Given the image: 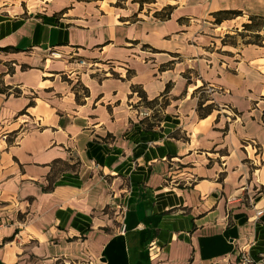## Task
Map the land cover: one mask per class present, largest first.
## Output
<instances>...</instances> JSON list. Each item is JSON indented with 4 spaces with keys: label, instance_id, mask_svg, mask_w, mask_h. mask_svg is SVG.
I'll use <instances>...</instances> for the list:
<instances>
[{
    "label": "crops",
    "instance_id": "obj_1",
    "mask_svg": "<svg viewBox=\"0 0 264 264\" xmlns=\"http://www.w3.org/2000/svg\"><path fill=\"white\" fill-rule=\"evenodd\" d=\"M250 14L0 0V264H264V39L229 42Z\"/></svg>",
    "mask_w": 264,
    "mask_h": 264
},
{
    "label": "trees",
    "instance_id": "obj_2",
    "mask_svg": "<svg viewBox=\"0 0 264 264\" xmlns=\"http://www.w3.org/2000/svg\"><path fill=\"white\" fill-rule=\"evenodd\" d=\"M131 1L132 2H138L140 7H141L143 2H153L154 0H131ZM170 12H171V7L168 6V7L163 8L161 11L155 12L154 16L159 18V19H161V20H163V19L169 18ZM241 14H242V12L239 11V10H220V11H217V12L213 13L214 23H220L223 19L234 17V16L241 15ZM257 21H264V15H257V14L248 15V21L244 22L242 24V30L235 31L234 35L230 36L231 38H230L229 42L233 43L232 38H234V37H242V38H244L245 36H244L243 33L244 32H249V33L254 34L255 40H253V41L247 40V41L244 42V44L252 43V44L260 45L262 40H259V39H261V36L259 34V31H258V27H257L258 22ZM10 48L13 49V50H16L15 48H12V47H4V48H0V50H6L7 51ZM75 84L79 85L78 81ZM204 85L205 84L200 86L197 89V91L200 90V89L202 90V87ZM80 88L83 90V93L85 95H87V93H88L87 88L84 87V86H81ZM166 90H167V88H166ZM5 91H6L5 88H3V89L0 88V92H5ZM132 91L137 92L138 96L140 97V100L145 105H151L153 103V101L155 100V99L154 100H148L146 98L144 92L138 86L132 85ZM14 92H15V94L19 93L17 90H14ZM203 103H204V101L200 98L198 100V104H197V111H198V115L199 116H204L205 114H207L208 112H210L214 108V104L213 103H209L207 105H203Z\"/></svg>",
    "mask_w": 264,
    "mask_h": 264
},
{
    "label": "rangeland",
    "instance_id": "obj_3",
    "mask_svg": "<svg viewBox=\"0 0 264 264\" xmlns=\"http://www.w3.org/2000/svg\"><path fill=\"white\" fill-rule=\"evenodd\" d=\"M74 1H77V2H79V1H82V2H89V1H97V2L99 1L100 2V1H102L103 5L109 4L112 1V3H114L115 6H120V7H122L126 2V0H89V1L88 0H74ZM17 2H21L23 8L25 10H27V7H29L30 9H34L35 6H37V4L40 3V0H17ZM257 22H258V25H257L258 31H259V34L261 36V39H259V40H263L264 39V21H257ZM240 30H242V26H241ZM243 34L245 36L244 38H242V37L238 38L242 43H244L247 40H251V41L255 40L254 34L249 33V32H244ZM46 54L48 57L58 58L61 56L62 53L58 49H50L49 51L46 52ZM78 60H80V59H78ZM74 166L76 167V163L74 164Z\"/></svg>",
    "mask_w": 264,
    "mask_h": 264
},
{
    "label": "built area",
    "instance_id": "obj_4",
    "mask_svg": "<svg viewBox=\"0 0 264 264\" xmlns=\"http://www.w3.org/2000/svg\"><path fill=\"white\" fill-rule=\"evenodd\" d=\"M77 62L80 66L86 65V62L83 59L78 60ZM203 87H204V90L209 93L214 90V87L209 86V85H204ZM263 212H264V207L261 209H258L256 211V215L260 216L263 214ZM238 257H239V264H255V261L245 253H240Z\"/></svg>",
    "mask_w": 264,
    "mask_h": 264
}]
</instances>
